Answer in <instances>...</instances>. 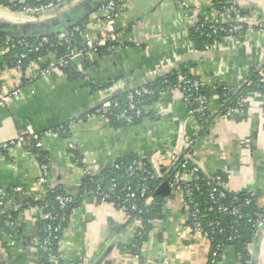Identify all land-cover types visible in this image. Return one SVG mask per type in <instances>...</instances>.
I'll return each mask as SVG.
<instances>
[{"label":"crops","instance_id":"obj_1","mask_svg":"<svg viewBox=\"0 0 264 264\" xmlns=\"http://www.w3.org/2000/svg\"><path fill=\"white\" fill-rule=\"evenodd\" d=\"M179 1L191 8L190 18ZM212 1L125 0L114 25L121 45L118 53H91L86 68L76 63L75 78L63 70L30 83L14 70L2 77L4 92L20 89L21 97L0 100V144L30 133L41 136L51 182L78 203L68 211L58 244L59 262L210 264L211 242L187 228L182 192L162 197V216L152 222L140 257L132 254L141 221L110 201H99L85 183L102 178L120 160L147 163L163 180L175 157H187L205 175H221L230 193L249 194L264 211V94H247L235 115L219 117L205 130H198L186 114L178 87L144 105V117L135 125L115 127L105 117L87 118V111L183 67L205 83L210 109L218 111V86L239 89L253 72L264 69V0H238L255 27L239 41H220L211 50L198 51L189 28L213 15ZM97 4V0H71L55 11L30 16L0 0V32L26 36L60 24L63 33L73 24L70 17L81 16L88 17L85 33L98 41L105 36L106 25L94 9ZM59 129L66 133H55ZM34 149L27 145L0 159V189L21 206L41 194V163ZM8 208L14 212L12 204ZM36 223L31 209L18 215L11 233L0 219V264H44L46 253ZM250 252L252 264H264V227ZM218 264L245 262L234 247H227Z\"/></svg>","mask_w":264,"mask_h":264},{"label":"built area","instance_id":"obj_2","mask_svg":"<svg viewBox=\"0 0 264 264\" xmlns=\"http://www.w3.org/2000/svg\"><path fill=\"white\" fill-rule=\"evenodd\" d=\"M71 0H47L45 2L30 5L24 0H11L16 11L24 15L39 16L48 12L55 11L58 7L64 5ZM125 0H107L98 10L99 20L106 25V34L104 37L98 41H94L91 37L85 33L84 29L76 26L73 28L74 32H78L82 43L79 47L71 49L67 54L58 57L53 53H49L47 56L42 58L43 65L36 62H28L25 65L22 61H27L29 53L36 52L43 43H48L47 37L41 39L39 46L34 47V45H29L23 39L17 41V44L25 45L28 47L27 53H21L18 55L19 62L13 69L20 75H26V82H33L37 79L48 78L53 75L56 70H63L76 59L80 61L87 58L91 53H96L98 47H107L111 54H116L120 51L121 45L118 43V34L114 28L118 13L124 6ZM179 8L186 17L190 18L191 8L184 1L178 2ZM211 19L209 24V29L213 34L219 35L223 34L221 41H226L230 43H236L239 41L240 37L244 32L251 28V22L246 16H241L239 13L238 0H225L220 8L215 9L213 15L209 17ZM198 21H195L191 27L195 26ZM258 24L256 23L255 26ZM255 28V27H252ZM59 39L72 40L73 33L65 32L58 36ZM220 42V41H218ZM218 42L206 47V50H211ZM13 50L10 45L0 46V59H3L4 55L12 54ZM32 71V73H31ZM5 74V70L0 68V100L6 101L11 98L14 100H20L21 91L20 89H15L12 92L6 93L2 88V77ZM205 83L198 78H189L186 75H181L179 77L178 88L181 90L183 95V103L188 109V117L195 123L198 130H202L203 127H210L213 121L217 118H228L235 113L238 109L235 107H228L225 110L211 111L210 104L211 100L204 93ZM224 89H231L224 86ZM154 95V91L148 87L142 86L130 90L126 96L125 107L126 110L122 111L118 115L119 120L125 121L127 124H132L136 119H140L144 115V105L140 104L137 100L142 103L146 97ZM119 99L113 98L101 106L95 109L94 112L88 113L87 118H94L97 116L105 117L106 112L111 108L119 107ZM29 137L21 136L15 140L9 141L7 143L0 144V159L6 157L7 154H13L17 149L31 145L28 140H34V148L38 151L35 153L36 157L40 156L43 150V142L41 136L30 133ZM70 149H75L74 144H70ZM122 167L119 163L113 166V170L121 172ZM41 176L38 179V184L41 188V194L38 198L24 203L25 208L18 201L9 194L5 193L0 189V215L5 216L4 225L9 233L14 229L15 222L9 217L8 212H11L8 208L9 204L14 207V213L18 215H23L28 209H31L34 214V219L36 222L45 221L47 237L40 240V244L43 247L48 261L50 263L58 264L59 256L57 252L53 249V243L55 240L58 241L63 234L64 228L63 223L67 222L66 217H60L53 213L52 209L58 207L62 210L71 209L72 205L76 203V199L71 195H66L64 193H59L61 191L60 187L51 182L50 179V169L48 163H41ZM157 177L155 172L149 170L139 161H133L127 166L125 172H123L122 177L126 180V183L121 185L120 179L112 178L110 179V186L108 191L98 187L93 191L94 196L102 202L114 201L115 205L125 213H130L138 209L137 202H140L146 206H152L155 204L154 197L149 194V186L147 184L148 179H153ZM205 179L208 186L211 187L210 199L216 207H210L209 211H218L222 214L227 213L229 215L238 216L241 218L240 209H232L225 203L229 197H234V193H230L225 185L224 178L221 175H216L214 177H209L205 175L201 169L192 163L187 157L177 158L173 160L170 172L167 175V182L171 188V192H182L184 195V207L188 212V226L190 230L195 233L202 235L203 237L209 239L210 233L204 228L200 222V205L196 200L195 193L199 191L198 184L196 181L198 179ZM138 180V183L136 181ZM104 180L101 179L99 183H103ZM159 183V186L161 183ZM158 186V187H159ZM50 194H54V202L48 199ZM32 202L39 203L33 205ZM254 202L251 196L245 199L246 205H250ZM257 232L264 227V211H260L255 217ZM152 224V222H149ZM218 226L217 222H211L210 226ZM145 232V225L141 222V228L137 233V236H142ZM220 233H224V229L219 230ZM60 233V236L55 234ZM232 240V237L229 238ZM255 241L247 245V250L249 252L250 258L245 261V264H252L250 247L253 246ZM133 248H138V245H133ZM141 251V248L138 249ZM136 256L140 257V254ZM220 256L216 251L213 252L210 258V264H218V259Z\"/></svg>","mask_w":264,"mask_h":264},{"label":"trees","instance_id":"obj_3","mask_svg":"<svg viewBox=\"0 0 264 264\" xmlns=\"http://www.w3.org/2000/svg\"><path fill=\"white\" fill-rule=\"evenodd\" d=\"M47 0H26L27 4L34 5L39 4L42 2H45ZM98 4L95 5V11L99 10L100 7L106 2L105 0H97ZM223 2L225 0H213L212 5L210 8L217 9L222 6ZM1 4L7 8H10L11 10H15L13 6V3H11L9 0H1ZM239 13L241 16H246V12L242 11L239 8ZM81 14H79L80 16ZM73 22L72 25H68L66 27V30L64 32H71L73 33V39L72 40H64L59 39L58 36L62 33L59 31V29H63V27L58 24L55 27H52L51 29L44 28L37 34H30V35H16V36H10L6 35L4 33L0 32V46L10 45L11 49L13 50L12 54H7L3 56V59H0V68L4 69L5 72L7 70H13L15 66L19 62V57L21 53H27L28 47L25 45L17 44V41L23 39L26 43L29 45H34V47L39 46L41 43V39L43 37H47L48 43H43L42 46L36 50V52L29 53L27 61H22V63L25 65L28 62H36L40 65L42 63V58L47 56L49 53H53L58 57H61L65 54H67L71 49L77 48L81 45L82 39L78 32H74L73 28L76 26L81 27V29H84L88 24V17H79L78 16L70 17L69 22ZM211 19L209 17H202L198 20V23L189 28V36L193 43L196 46V49L198 51H207L206 47L209 45L214 44L215 42L221 41L223 38V34L215 35L212 33V31L209 29ZM65 29V27H64ZM63 32V33H64ZM97 54L102 53H110L107 49V47H98ZM89 57V56H88ZM88 57L84 60L80 61V65H83V68H86L88 65ZM77 64L74 62L69 67L63 69L66 73H68L70 76L75 78L77 76ZM181 75H186L189 78H192L190 73L186 68H180L179 70H174L170 73H168L165 76L157 78L154 82L145 85V87H148L149 89H152L154 91V95L150 97H146L143 101V103L140 100H137L140 104L146 105L150 104L151 102L157 100L160 96V94L164 91H167L170 88L178 87L179 85V77ZM248 83L243 85L239 89H224L223 86L217 87V92L220 97V109L225 110L228 107H235L239 110L240 104L244 97L249 93H261L264 94V69L253 72L249 79ZM23 81L26 82L27 78L25 75H23ZM126 93L116 97L119 100V107L118 108H111L108 112L105 114V118H107L112 125L115 127H129L132 125H135L140 122V120L144 117H141L140 119H136L132 124H127L123 120L118 119V115L126 110L125 103H126ZM204 93L210 97L209 91L207 87L204 88ZM185 112L188 114V109L184 105ZM94 110L87 111V113H92ZM208 127H203V129H207ZM202 129V130H203ZM55 133L57 134H65L66 129H59ZM25 137H29V135H25ZM28 142L33 146L34 140L29 139ZM35 152H38L36 149H34ZM73 154L76 153V149L71 150ZM39 160L40 163H47L45 153L39 152ZM135 159H128V160H120L117 163L122 167L121 172H117L113 170V168L110 170H107L104 173V176L102 178H93V179H86L85 183L87 187L95 191L98 187H102L103 190L108 191V188L110 186V179L112 178H118L120 179L119 182L121 185L126 183V180L122 177L123 172L127 169V166L131 164ZM145 167L149 170L153 171L151 167L145 163ZM154 172V171H153ZM103 181V183H99V181ZM167 181V176L161 180L158 177L155 176L153 179H148L147 184L149 186V194H151L155 199V204L152 206H146L140 202H137L138 209L136 211H132L128 213L133 218H136L140 220L143 225H145V232L142 236H137L134 245H138V248L131 249L132 254L137 255L140 254V251H138L139 248H141L142 244L147 239L148 231L151 227V224L149 222H153L155 219H158L162 216V206H163V199L160 195L157 194V189L159 186V183L161 181ZM138 183V180L136 181ZM199 187V191H196L195 197L200 205V222L204 226L206 230L210 233V242L212 246V252H217L220 256H223L224 250L227 247H234L238 253L242 256L243 261L245 262L247 259L250 258L249 252L247 250V245L252 243L253 241H256L257 238V227L255 222L256 214L259 213L261 210L257 207L255 202H253L250 205H246L245 199L250 196L249 194L242 193V194H235L234 197H229L225 203L229 205L232 209H240L241 218L234 215H229L227 213H220L218 211L211 212L209 211L210 207H216L214 203L210 199V193H211V187L208 186L207 181L205 179H198L196 181ZM59 193H63L60 191ZM54 194H50L48 196V199L54 202ZM115 205L114 201H110ZM33 205L39 204L32 202ZM77 202L72 205L71 208H74L77 206ZM22 209L25 208V205L22 203ZM53 213L57 214L60 217H66L68 218L69 212L67 209L62 210L58 207H55L52 209ZM9 217L16 223L18 214L14 212H8ZM0 219L4 222L5 216L0 215ZM211 222H217L218 226H210ZM37 228L39 231V237L41 239H45L47 237V230H46V222L45 221H38ZM66 222L63 223V228L65 226ZM224 229V233H220L219 230ZM57 236H60V233L55 234ZM232 237V240H229V238ZM53 249L55 252L58 250V241L55 240L53 243ZM222 257H219L218 263ZM44 262V264H54L50 263L47 260ZM58 264H63L62 262H59Z\"/></svg>","mask_w":264,"mask_h":264},{"label":"water","instance_id":"obj_4","mask_svg":"<svg viewBox=\"0 0 264 264\" xmlns=\"http://www.w3.org/2000/svg\"><path fill=\"white\" fill-rule=\"evenodd\" d=\"M79 59H76L74 62L77 63L79 62ZM171 193V188L167 182H163L160 184V186L157 189V194L160 195L161 197H167ZM69 209L68 211H70Z\"/></svg>","mask_w":264,"mask_h":264}]
</instances>
